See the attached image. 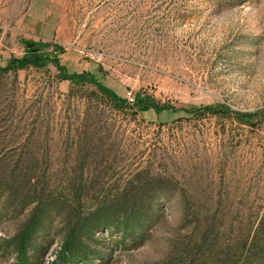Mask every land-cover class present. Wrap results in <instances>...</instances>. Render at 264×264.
<instances>
[{"label":"rangeland","instance_id":"rangeland-1","mask_svg":"<svg viewBox=\"0 0 264 264\" xmlns=\"http://www.w3.org/2000/svg\"><path fill=\"white\" fill-rule=\"evenodd\" d=\"M59 258L264 264V0H0V264Z\"/></svg>","mask_w":264,"mask_h":264},{"label":"trees","instance_id":"trees-1","mask_svg":"<svg viewBox=\"0 0 264 264\" xmlns=\"http://www.w3.org/2000/svg\"><path fill=\"white\" fill-rule=\"evenodd\" d=\"M51 58V60H44V59H41L40 57H38V58H33V59H31V58H29V57H23V58H14V60L11 62L12 63V67H15V65H17L18 64V67H24V66H26L27 64H34V65H46V64H48L49 62H54V63H56V65L58 66V67H62L63 69H65V70H67L66 69V66H64V65H61L60 66V59L59 58H57V57H50ZM70 73V72H69ZM72 73V72H71ZM73 75H75V74H73ZM101 87V89L107 94V95H109V96H112V97H114V99L116 100V101H118L119 103H121L122 105H126L124 102H122L121 100H120V98H119V96L115 93V91H112V90H110V89H108L107 87H103V86H100ZM151 104V103H150ZM152 105V104H151ZM155 108V107H154ZM156 110H157V112L160 114L161 112H162V110H159V108L158 107H156L155 108ZM167 111H174V112H176V114L178 115V110H176V109H174V108H168V109H166ZM211 111H214V110H211ZM197 112H199V110H194L192 113H197ZM253 115V116H257V114H255V113H239V115L240 116H245V115ZM125 211H128L127 209L125 210ZM125 213H127L128 214V212H125ZM52 264H71L70 263V260L69 259H66V260H61V258H59V259H56L55 261H53V263Z\"/></svg>","mask_w":264,"mask_h":264}]
</instances>
